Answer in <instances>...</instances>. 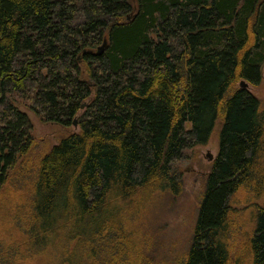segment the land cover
<instances>
[{"label": "trees", "instance_id": "1", "mask_svg": "<svg viewBox=\"0 0 264 264\" xmlns=\"http://www.w3.org/2000/svg\"><path fill=\"white\" fill-rule=\"evenodd\" d=\"M263 66L264 0H0V264H151L145 211L217 123L183 264H264ZM28 111L59 137L10 190Z\"/></svg>", "mask_w": 264, "mask_h": 264}, {"label": "rangeland", "instance_id": "2", "mask_svg": "<svg viewBox=\"0 0 264 264\" xmlns=\"http://www.w3.org/2000/svg\"><path fill=\"white\" fill-rule=\"evenodd\" d=\"M249 89L264 98V66L262 81L256 86L249 85ZM28 114L33 125L36 144L32 146L31 155L20 168L21 172L6 184L7 189L10 190L15 187V181L18 179L22 181L26 174L28 175L27 168H35L34 154L44 151L59 137L57 128L39 122L29 111ZM70 127H75V121ZM218 131L219 123L216 124L206 144L184 151V155L173 164L180 177L178 188L157 193L148 205L144 217L145 232L149 237V250L152 256L151 264H183L191 242L199 201L205 188L206 175L211 160L217 153ZM2 194L5 193H0ZM253 195L251 188L245 187L236 198L234 197L233 203L235 205H241L242 201L249 203L254 200ZM2 199L0 196V202ZM253 212L252 205L249 204L240 217L243 221L250 222L254 218ZM3 215V217L8 216V213L5 212ZM4 223H9V220H4Z\"/></svg>", "mask_w": 264, "mask_h": 264}, {"label": "water", "instance_id": "3", "mask_svg": "<svg viewBox=\"0 0 264 264\" xmlns=\"http://www.w3.org/2000/svg\"><path fill=\"white\" fill-rule=\"evenodd\" d=\"M104 44V39L102 40L101 44L98 46V50L100 49L101 45ZM241 85H246V82H244L243 80L240 81ZM72 123H74V120H72Z\"/></svg>", "mask_w": 264, "mask_h": 264}]
</instances>
